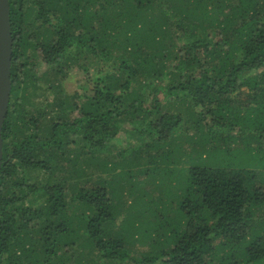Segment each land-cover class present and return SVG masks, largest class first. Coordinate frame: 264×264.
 <instances>
[{
	"label": "trees",
	"instance_id": "16d2710c",
	"mask_svg": "<svg viewBox=\"0 0 264 264\" xmlns=\"http://www.w3.org/2000/svg\"><path fill=\"white\" fill-rule=\"evenodd\" d=\"M31 2L9 0L0 264L34 261L39 241L50 249L30 264H264V0ZM31 25L56 38L32 43ZM28 49L48 66L87 51L101 72L111 71L75 93L73 108L59 102L47 138L38 127L43 115L21 106L33 83ZM136 77L147 95L132 89ZM243 88L249 98L238 102L233 94ZM122 130L128 146L116 160ZM70 136L83 139L72 172L87 176L70 198L67 179L22 178L27 168L54 175ZM28 194L40 205H27ZM75 245L80 257L72 263L64 253ZM52 246L66 251L52 258Z\"/></svg>",
	"mask_w": 264,
	"mask_h": 264
},
{
	"label": "rangeland",
	"instance_id": "374dc122",
	"mask_svg": "<svg viewBox=\"0 0 264 264\" xmlns=\"http://www.w3.org/2000/svg\"><path fill=\"white\" fill-rule=\"evenodd\" d=\"M28 6L30 5L32 8L33 5L31 4V0H26ZM228 11V9H227ZM34 13V12H33ZM27 31L30 33H35L33 34V39L32 43L38 44L39 40L43 41H50L54 38H56L55 32L48 27H38L35 25H31L27 29ZM27 34V32H26ZM85 53H78L76 50H73L69 52L70 54L68 55L66 62L64 65L59 66V65H53V66H48L47 63L43 60L42 55L38 54L35 52L34 49H28L25 55V59L29 63V73H30V80L33 83L28 85L27 93L28 96L26 97V100L22 103L21 106H24L25 109L30 111L31 115L32 114H40L43 115L39 120H38V127L40 129V135L41 137L47 138L50 137L51 130L49 128V121L55 116L53 114V111H56L58 107L60 106L59 102L64 101V104H61L63 107L66 106L68 108H73L74 105L73 103L78 101V99H75V93H83L86 90L89 89V86L93 84L94 82H98L99 77H104L107 74H109L108 69H103L101 72L100 69V64L96 62L95 58L90 52L84 51ZM171 63H167V68ZM171 67V66H170ZM97 69L101 72L99 73ZM108 78V77H107ZM108 80V79H106ZM159 84L165 85V82L163 83V80L158 81ZM144 81L141 79V77H136L134 78V81L132 82V89L135 90V92L139 93V95H147L149 93L148 88H145L143 86ZM144 93V94H142ZM248 94L249 91L247 88H243L240 91H236L233 96L235 97L236 101H241L244 102L246 99H248ZM161 98H164L163 96ZM71 105L70 107H68ZM124 127H128V122L123 124ZM125 130H122L120 133V143L116 144L114 148H112L111 153L113 156H117L116 160H120L119 151L123 150L126 146H128V142H125L124 140L126 139L125 137ZM70 139L73 141L69 146H68V153L67 157L64 160V162L61 165H55L57 166L55 174L54 175H48L45 171L40 170V169H31L27 168L23 170L21 176L23 178V174L28 178V180L37 185H44L47 178L51 182L57 181V182H62L64 179H67V197L70 198V196L76 191L78 187H80L85 181L87 176H76L73 172V166L74 164L79 165L82 163L81 161H73L72 159L74 156L78 153H81V147L79 144L83 142L82 138L70 136ZM124 141V142H123ZM145 164V162H144ZM83 165V164H82ZM60 166H64V168H60ZM135 166H133L131 169L133 170V173L135 174ZM134 168V169H133ZM100 175L99 171L96 169H89V178L92 177V179L96 180L97 177ZM140 180L144 181V179L147 178L144 173L139 175ZM20 177V176H19ZM21 178V177H20ZM137 181V180H136ZM138 182V181H137ZM140 182V181H139ZM151 183V180H149ZM148 184L144 185V190L148 193L147 189H150ZM149 194V193H148ZM126 196V195H123ZM28 201L27 205H34L38 206L40 205L38 200H34V195L33 194H28ZM123 199V197H122ZM122 215L118 217V219L114 222L109 223V227L113 228L116 227L119 222L121 221ZM38 223L39 220H38ZM40 225H38L39 227ZM36 224L33 225L31 230V235L32 238H36L34 240L40 239L41 238V233L38 234L36 232ZM30 243V242H29ZM39 246H42V248L36 249L33 247L35 250H39L41 252L40 255H38L34 261H28L24 260V256L20 258V264H30L32 262H36L37 259H40L44 257L46 249H50L48 246L45 248V244L43 241H39ZM78 245L71 246L68 249V252L66 253V249L64 248H59V246L55 247L52 246L51 249L56 250L57 254L52 255V258L56 257L57 255L64 254L66 257L74 263L77 258L80 257V251L79 248L77 247ZM137 251H143L148 249L147 247H143L141 245L137 244V247L135 248ZM81 250H87L86 248H81ZM33 259L34 257L31 256ZM70 264V262H68Z\"/></svg>",
	"mask_w": 264,
	"mask_h": 264
},
{
	"label": "water",
	"instance_id": "95a60500",
	"mask_svg": "<svg viewBox=\"0 0 264 264\" xmlns=\"http://www.w3.org/2000/svg\"><path fill=\"white\" fill-rule=\"evenodd\" d=\"M13 39L10 30L9 0H0V174L3 158V125L11 97V65Z\"/></svg>",
	"mask_w": 264,
	"mask_h": 264
}]
</instances>
